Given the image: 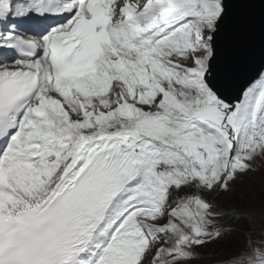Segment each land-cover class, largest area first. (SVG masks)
<instances>
[{"label": "snow or ice", "instance_id": "obj_1", "mask_svg": "<svg viewBox=\"0 0 264 264\" xmlns=\"http://www.w3.org/2000/svg\"><path fill=\"white\" fill-rule=\"evenodd\" d=\"M0 25V264H264L214 199L264 160V0H0Z\"/></svg>", "mask_w": 264, "mask_h": 264}, {"label": "rangeland", "instance_id": "obj_2", "mask_svg": "<svg viewBox=\"0 0 264 264\" xmlns=\"http://www.w3.org/2000/svg\"><path fill=\"white\" fill-rule=\"evenodd\" d=\"M232 186L235 187V190L229 194H233L234 199L245 197L247 199V202H245L247 209L253 208L248 207L250 206V204L263 206L261 205V201L264 202V199L262 198V196H264V171H261L259 173L246 174ZM214 198H216L219 202L222 200L227 204L231 202L228 201L227 195L223 194L215 196ZM233 208L236 209L235 206H233ZM260 222L263 223V220ZM221 260H223V258H220L219 256L218 263Z\"/></svg>", "mask_w": 264, "mask_h": 264}, {"label": "trees", "instance_id": "obj_3", "mask_svg": "<svg viewBox=\"0 0 264 264\" xmlns=\"http://www.w3.org/2000/svg\"><path fill=\"white\" fill-rule=\"evenodd\" d=\"M262 198L264 199V196H262ZM239 201L242 202V200H239ZM247 228H248V227H245V229L243 230V233L240 234V235H238V236L232 241V243L229 245V248H231L233 245H237V246H239V245L242 243V241L244 240V232L246 231ZM226 253H228V252H226Z\"/></svg>", "mask_w": 264, "mask_h": 264}, {"label": "water", "instance_id": "obj_4", "mask_svg": "<svg viewBox=\"0 0 264 264\" xmlns=\"http://www.w3.org/2000/svg\"><path fill=\"white\" fill-rule=\"evenodd\" d=\"M229 95H230V96H231V95H234V92H230Z\"/></svg>", "mask_w": 264, "mask_h": 264}]
</instances>
